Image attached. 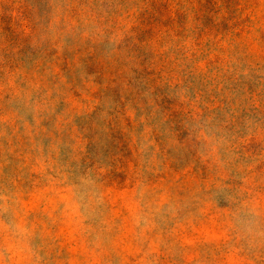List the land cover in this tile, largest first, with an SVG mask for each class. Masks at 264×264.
I'll return each instance as SVG.
<instances>
[{
    "label": "rangeland",
    "instance_id": "374dc122",
    "mask_svg": "<svg viewBox=\"0 0 264 264\" xmlns=\"http://www.w3.org/2000/svg\"><path fill=\"white\" fill-rule=\"evenodd\" d=\"M0 264H264V0H0Z\"/></svg>",
    "mask_w": 264,
    "mask_h": 264
}]
</instances>
